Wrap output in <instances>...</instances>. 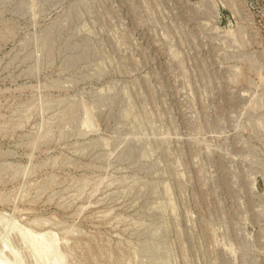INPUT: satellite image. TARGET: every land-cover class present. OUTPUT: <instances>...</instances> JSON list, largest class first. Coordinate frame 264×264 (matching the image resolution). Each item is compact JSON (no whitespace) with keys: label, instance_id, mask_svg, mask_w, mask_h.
<instances>
[{"label":"rangeland","instance_id":"374dc122","mask_svg":"<svg viewBox=\"0 0 264 264\" xmlns=\"http://www.w3.org/2000/svg\"><path fill=\"white\" fill-rule=\"evenodd\" d=\"M0 262L264 264V0H0Z\"/></svg>","mask_w":264,"mask_h":264},{"label":"bare ground","instance_id":"6f19581e","mask_svg":"<svg viewBox=\"0 0 264 264\" xmlns=\"http://www.w3.org/2000/svg\"><path fill=\"white\" fill-rule=\"evenodd\" d=\"M23 242H24V241H23ZM33 244H34V243H33ZM29 245H30V244H29ZM34 245H35V244H34ZM36 245H37V244H36ZM36 245H35V246H36ZM5 247H6V246H5ZM37 247H38V246H37ZM39 247H40V246H39ZM46 247H47V246H46ZM47 248H48V247H47ZM40 249H41V248H40ZM43 249H44V248H43ZM38 250H39V249H38ZM45 251H46V249H45ZM45 251H44V252H45ZM40 252H41V251H40ZM46 252H47V251H46ZM41 253H42V252H41ZM42 254H43V253H42ZM44 256H45V255H44ZM41 257H43V256H41ZM43 258H44V257H43ZM40 259H41V258H40ZM0 263H1V262H0ZM2 263H3V262H2ZM3 264H4V263H3Z\"/></svg>","mask_w":264,"mask_h":264}]
</instances>
